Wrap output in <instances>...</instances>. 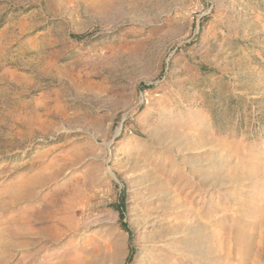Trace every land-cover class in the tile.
<instances>
[{
	"label": "rangeland",
	"instance_id": "obj_1",
	"mask_svg": "<svg viewBox=\"0 0 264 264\" xmlns=\"http://www.w3.org/2000/svg\"><path fill=\"white\" fill-rule=\"evenodd\" d=\"M261 213L264 0H0V264H264Z\"/></svg>",
	"mask_w": 264,
	"mask_h": 264
},
{
	"label": "bare ground",
	"instance_id": "obj_2",
	"mask_svg": "<svg viewBox=\"0 0 264 264\" xmlns=\"http://www.w3.org/2000/svg\"><path fill=\"white\" fill-rule=\"evenodd\" d=\"M262 205V204H261ZM260 219H264V215H263V213H261V216H260ZM260 222H262V221H260ZM263 240V239H262ZM261 243V242H260ZM260 246V245H259ZM263 248V247H262Z\"/></svg>",
	"mask_w": 264,
	"mask_h": 264
},
{
	"label": "trees",
	"instance_id": "obj_3",
	"mask_svg": "<svg viewBox=\"0 0 264 264\" xmlns=\"http://www.w3.org/2000/svg\"><path fill=\"white\" fill-rule=\"evenodd\" d=\"M201 69H202L203 71H208V69H206L205 67H201Z\"/></svg>",
	"mask_w": 264,
	"mask_h": 264
}]
</instances>
